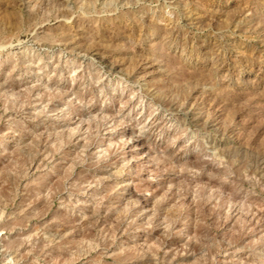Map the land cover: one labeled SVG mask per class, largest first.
Listing matches in <instances>:
<instances>
[{
	"label": "rangeland",
	"instance_id": "1",
	"mask_svg": "<svg viewBox=\"0 0 264 264\" xmlns=\"http://www.w3.org/2000/svg\"><path fill=\"white\" fill-rule=\"evenodd\" d=\"M0 264H264V0H0Z\"/></svg>",
	"mask_w": 264,
	"mask_h": 264
},
{
	"label": "bare ground",
	"instance_id": "2",
	"mask_svg": "<svg viewBox=\"0 0 264 264\" xmlns=\"http://www.w3.org/2000/svg\"><path fill=\"white\" fill-rule=\"evenodd\" d=\"M137 138V137H136ZM138 139V138H137Z\"/></svg>",
	"mask_w": 264,
	"mask_h": 264
}]
</instances>
